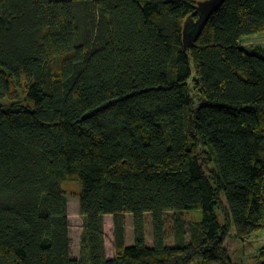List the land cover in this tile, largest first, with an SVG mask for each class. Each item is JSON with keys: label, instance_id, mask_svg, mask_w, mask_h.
<instances>
[{"label": "trees", "instance_id": "1", "mask_svg": "<svg viewBox=\"0 0 264 264\" xmlns=\"http://www.w3.org/2000/svg\"><path fill=\"white\" fill-rule=\"evenodd\" d=\"M204 1L0 0V264H236L231 222L242 242L264 231V52L240 45L264 0H226L186 48ZM186 211L202 220L177 217L168 244L164 215Z\"/></svg>", "mask_w": 264, "mask_h": 264}, {"label": "rangeland", "instance_id": "2", "mask_svg": "<svg viewBox=\"0 0 264 264\" xmlns=\"http://www.w3.org/2000/svg\"><path fill=\"white\" fill-rule=\"evenodd\" d=\"M240 45L248 52H254L261 49L264 52V32L244 36L241 38ZM210 170H217L216 164L213 163ZM62 188L68 197V216L70 224V240H71V254L72 258L79 259L80 257V243L84 219L80 210V196L82 187L77 181H65L62 183ZM222 202L224 209H228L226 198L222 195ZM224 211L220 212L219 219L225 223L223 217ZM177 217H181L188 225L202 220V213L200 211H186L184 213L168 212L164 215L166 223L167 242L170 245L174 244V222ZM145 232L147 245L152 247L153 239V224L152 215L145 214ZM231 230L226 239V246L228 245L230 257L236 264H257V256L260 249L264 247V231L256 235L251 242L246 243L237 239L236 229L233 222L230 226ZM105 229V245L107 257L112 259L115 257V239H114V217L107 215L104 218ZM125 230H126V245L132 246L135 243L134 235V216L132 214L125 215Z\"/></svg>", "mask_w": 264, "mask_h": 264}, {"label": "water", "instance_id": "3", "mask_svg": "<svg viewBox=\"0 0 264 264\" xmlns=\"http://www.w3.org/2000/svg\"><path fill=\"white\" fill-rule=\"evenodd\" d=\"M226 0H207L199 3L196 15L199 17L196 21L194 18H189L185 23V45L186 48L191 47L193 42L197 40L201 34L203 27L208 22L212 14L217 11Z\"/></svg>", "mask_w": 264, "mask_h": 264}, {"label": "crops", "instance_id": "4", "mask_svg": "<svg viewBox=\"0 0 264 264\" xmlns=\"http://www.w3.org/2000/svg\"><path fill=\"white\" fill-rule=\"evenodd\" d=\"M227 247H228V245H227Z\"/></svg>", "mask_w": 264, "mask_h": 264}]
</instances>
